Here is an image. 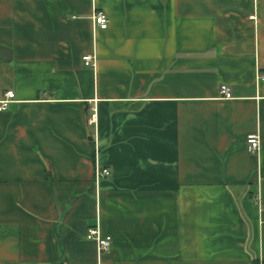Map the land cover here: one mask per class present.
<instances>
[{
	"label": "crops",
	"instance_id": "crops-1",
	"mask_svg": "<svg viewBox=\"0 0 264 264\" xmlns=\"http://www.w3.org/2000/svg\"><path fill=\"white\" fill-rule=\"evenodd\" d=\"M263 73L264 0H0V264H264Z\"/></svg>",
	"mask_w": 264,
	"mask_h": 264
},
{
	"label": "built area",
	"instance_id": "built-area-1",
	"mask_svg": "<svg viewBox=\"0 0 264 264\" xmlns=\"http://www.w3.org/2000/svg\"><path fill=\"white\" fill-rule=\"evenodd\" d=\"M110 20L108 16L103 12H97L94 16V29L97 31H106L109 28ZM83 61L87 67L95 68L97 62V55H87L84 56ZM258 79L264 81V73L260 74ZM221 97L225 100L233 99V93L229 86L223 85L220 89ZM15 98L14 92H7L5 94V99L1 102V110H7L9 105L13 102ZM95 117V116H94ZM93 117V119H94ZM248 149L252 154H259L261 152V139L258 134H252L247 138ZM110 171L108 169H103L97 167L96 169V181L97 183L110 176ZM264 223V220H263ZM88 239L93 240L97 243V249L99 256L109 253L112 249V238L110 236H104L102 234L100 224L93 228H90L88 231Z\"/></svg>",
	"mask_w": 264,
	"mask_h": 264
}]
</instances>
